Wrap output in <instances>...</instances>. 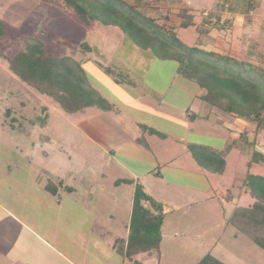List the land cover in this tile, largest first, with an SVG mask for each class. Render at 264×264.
<instances>
[{"label":"rangeland","instance_id":"374dc122","mask_svg":"<svg viewBox=\"0 0 264 264\" xmlns=\"http://www.w3.org/2000/svg\"><path fill=\"white\" fill-rule=\"evenodd\" d=\"M183 2L214 23L211 9L216 0ZM173 11L175 15L176 8ZM223 14L229 16L222 21L231 17L227 10ZM233 18V25H224L223 31L215 29L198 42L193 28L179 30L178 37L209 51L258 61L264 50V0H256L251 23L243 15L234 14ZM0 21L6 30L0 39V53L5 56L23 48L24 36L52 45L58 56L70 54V47L78 48L81 42L97 47L103 59L91 53L83 57L81 51L74 57L83 61L87 78L112 105L111 112L142 134L140 144L106 145L108 141L92 124L94 117L100 123V110L65 114L50 98L21 83L0 57V208L20 221V227L11 226L0 209V264H46L45 260L62 264L59 256L72 264H130L106 244L127 237L134 184L161 203L165 213L160 258L140 254L134 260L195 264L210 253L224 264H264V252L226 225L234 208V202L226 198L239 191L249 153L232 151L227 155L223 174L200 170L188 145L174 142L166 133L172 131L162 123V113L153 112L164 111L176 121L183 116L184 96L190 99L192 93L190 89L184 96L180 92L184 82L175 73V62L158 61L149 52L140 51L129 39L119 37L113 27L80 25L55 0H0ZM251 44L256 45L253 51ZM94 60L114 67L118 81ZM152 90L160 94V100L152 98ZM193 109L189 115L198 111L200 117L191 123L195 133H190L189 139L199 145L222 150L229 140L242 132L248 134L251 128L229 116L219 123L212 115L205 123L202 117L207 108L202 101L194 103ZM43 115L45 122L35 124ZM177 125L180 128V122ZM147 127L167 139L151 136ZM258 142V149L264 152V135ZM250 172L262 174L264 166L254 165ZM125 179L134 180V184L114 186L116 180ZM60 181L62 188L57 185ZM48 184L55 190L54 198L51 189L45 193ZM251 202L242 196L238 205L246 207ZM107 232L112 236L105 235Z\"/></svg>","mask_w":264,"mask_h":264},{"label":"trees","instance_id":"16d2710c","mask_svg":"<svg viewBox=\"0 0 264 264\" xmlns=\"http://www.w3.org/2000/svg\"><path fill=\"white\" fill-rule=\"evenodd\" d=\"M55 1L63 9L65 7L80 25L90 27L92 24H100L107 28L113 27L119 37H126L140 51L149 52L158 61L175 62L176 75L203 91L200 99L205 103L207 111L202 119H208L215 108L234 120L251 125L248 134L239 133L237 139L229 140L222 150L198 144H187V148L198 167L212 174H223L225 158L232 151L249 153L247 169L241 179L239 191L226 198L234 202L226 225L233 227L264 252V173L250 172L254 165L264 166V152L258 149V137L264 135V50L259 52L258 61H252L247 57L238 58L234 53H217L197 44L190 45L178 37L179 30L193 28L198 42L201 36H207L215 29L222 30L224 25H231L232 17L225 21L221 19L224 10L230 16L243 15L250 22L256 0H216L211 9L214 23L183 0ZM173 8H176L175 15L171 13L175 12ZM261 26L264 33V18ZM5 34V27L0 21V39ZM22 42L23 48L15 54L5 56L0 53L9 71L21 83L39 95L50 98L68 115L84 113L90 108L100 112L111 110L112 105L87 78L83 61L74 57L77 51H81L83 57L91 53L95 58L103 59L97 47L81 42L78 43V48L70 47V54L58 56L52 45L35 36H24ZM249 46L251 51L256 47L255 44ZM94 62L118 81L114 78V67L97 60ZM116 70L118 69L115 68ZM128 83L132 84L131 81ZM198 117L199 114L192 113L188 119ZM45 120L46 115H43L36 119L35 124H43ZM146 129L151 135L165 136L152 128ZM62 184L61 181L57 182L61 188ZM121 184L133 185L134 180L114 182V186ZM51 188L48 184L44 190L50 193ZM67 192H72V189L68 187ZM54 193L55 190L51 195L54 196ZM242 196L251 198V204L246 207L239 206L238 201ZM132 199L127 237L114 239V250L122 258L130 260L140 254L160 258V230L165 215L162 204L144 194L138 184H134ZM195 264L224 263L207 253Z\"/></svg>","mask_w":264,"mask_h":264},{"label":"crops","instance_id":"0c3cea01","mask_svg":"<svg viewBox=\"0 0 264 264\" xmlns=\"http://www.w3.org/2000/svg\"><path fill=\"white\" fill-rule=\"evenodd\" d=\"M253 13H254V11L251 12L250 18H252ZM237 15H240V14H237ZM224 16H229V15L228 14H226V15L223 14L222 18ZM231 17L233 18L234 15H232ZM244 19H245V17H244ZM233 20H234V18H233ZM233 20L231 22L232 23L231 25H233V23H234ZM246 22H247V20H246ZM246 22H245V24L248 26V24ZM231 25H228V26H231ZM244 29H246V28H244ZM221 31H223V30H221ZM228 31H229V29H228ZM182 82H184V84L179 86V88H180L179 90L183 94V96L186 95L185 93H187V91L189 89H190V93H192V94L189 95L190 99H187V97L184 96V102L182 103L183 105L181 106L182 111H183V116H181V119H178L176 121V119L174 120L172 115L167 114L164 111L162 112L160 110H153V108H151V109L153 110V112L155 111V113H157V114H160V112L162 113V114H160L161 117L163 118L162 119V123L163 124H167V126L170 127L169 131H172V132H166V133L169 134L173 138L172 140H174V142H179L180 144H182L183 146L185 145V147H186L187 144H196V143H193L194 140H190L189 139V134L191 133V135H192L193 133H195L193 131L192 127H191V125H192L191 123L194 124V122H196V120H198L199 118L190 120V119H188V116H189V111L194 110L193 109L194 103H197V102L201 101L200 100L201 90L198 87H196L194 84H192V83H189V82H186V81H183V80H182ZM151 92H153L152 98L160 100V98H159L160 94H157L156 91H154V90H152ZM199 107H200V105H199ZM97 114H98L97 118L100 119V123L95 122L96 118L94 117L93 118L94 121L92 122V124L95 125V127L98 129L99 134H101L102 137H104L108 141V144L106 143V145L112 144V145H116V146H118V145L119 146H124V145L129 144V143H134V144H138L139 143L140 144L141 139H142V134L139 135L138 134V130H136L135 127H130L129 124L125 123L122 119H118L119 118L117 116L118 114L115 115V113L111 112V110L107 111V112H99ZM196 114H198V111H197ZM212 115H214V117H216V119L218 120L219 123H221L223 121L224 117L228 116L226 114H223L222 112H220L219 110H217L215 108L212 109L211 114L209 115L208 119H210V117ZM208 119H203V120H204L205 123H208V121H209ZM178 122H180V124H181L180 128L177 125ZM162 139H167V136H164ZM189 141H191V142H189ZM119 149H121V147H119ZM214 149H217V148H214ZM174 160L175 159L170 160L171 163H173ZM170 161H169L168 165L170 164ZM131 174H134V173H130V175ZM191 188L195 189L194 186H192ZM45 193L48 194L46 191H45ZM67 194H69V193H67ZM51 198H54V196H51ZM0 209L3 210L2 212L9 218V220H10L9 222H10L11 226H13L12 223H15L16 227H20V221L17 219V217H15L9 211H4L3 208H0ZM106 234L108 236L109 235L112 236L111 234H109V232L105 233V235ZM34 236H37L38 237L37 240L41 241V239L39 238V235H35L34 234ZM111 243L112 244L107 243L106 246L109 249V251H111L114 255L120 257L121 259L129 261L130 264H138L137 260H130V259L122 258L118 253L115 252L114 246H113V242H111ZM45 246H46V248L51 249L50 246H47V245H45ZM49 251H52V253L55 256H57V253L55 251H53L52 249L49 250ZM59 259L61 260L62 264H72L71 261L69 262L68 260L62 258L61 256H59ZM44 263H46V264H51V263L55 264L51 260H45ZM34 264H37V263H34Z\"/></svg>","mask_w":264,"mask_h":264}]
</instances>
